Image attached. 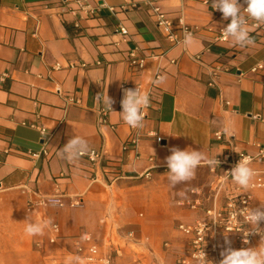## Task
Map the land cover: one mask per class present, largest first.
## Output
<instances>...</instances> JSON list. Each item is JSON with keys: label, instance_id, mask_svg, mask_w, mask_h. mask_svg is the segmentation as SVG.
<instances>
[{"label": "crops", "instance_id": "obj_1", "mask_svg": "<svg viewBox=\"0 0 264 264\" xmlns=\"http://www.w3.org/2000/svg\"><path fill=\"white\" fill-rule=\"evenodd\" d=\"M81 1L98 7L96 14L81 11ZM238 2L243 13L247 4ZM156 6L175 24L199 29L191 51L167 39ZM229 23L202 0H0V264H66L86 233L113 264H178L189 246L178 224L204 214L180 203L223 205L227 192L214 199L220 168L204 162L193 179L172 187L170 149L214 158L230 142L250 153L264 143V30L247 26L254 44L240 48L215 40ZM132 50L146 57L144 69L130 66ZM157 71L166 76L159 86L151 83ZM137 87L151 99L142 129L120 115L124 90ZM106 94L114 103L102 124L105 105L96 96ZM226 125L233 134L220 141L215 135ZM73 136L103 159H62L59 150ZM43 148L48 154L28 153ZM253 193L261 207L264 190ZM48 197L64 205L29 207ZM74 200L81 205L71 206ZM48 218L60 227L55 243L53 225L42 236L25 233L27 223Z\"/></svg>", "mask_w": 264, "mask_h": 264}, {"label": "built area", "instance_id": "obj_2", "mask_svg": "<svg viewBox=\"0 0 264 264\" xmlns=\"http://www.w3.org/2000/svg\"><path fill=\"white\" fill-rule=\"evenodd\" d=\"M202 2L212 7L213 0H202ZM79 5L80 10L87 15H95L98 10V7H94L83 1L79 2ZM246 7L247 5L244 8ZM110 9L115 10V7H110ZM212 10L216 14L223 16L221 11L213 8ZM154 11L158 26L164 29L167 39L171 43H182L185 32H190L193 36L197 35L199 31L197 27H192L184 22L175 24L168 14L161 11L157 6L154 7ZM242 14L245 15V18L247 19V26L264 30V24L258 25L256 21L248 18L246 13ZM226 26L227 25H224L219 28L215 37L216 41H227L222 36V30ZM120 31L124 34L127 33V29L124 26L120 27ZM152 57L157 58L158 56L155 55ZM196 58H200V56H197ZM128 62L132 68L140 71L145 68L146 57L139 56L135 50H132L129 53ZM57 67H59V65ZM260 67H262V65H260ZM254 70H256V68ZM213 74L217 75L218 71L215 70ZM159 75H161V72L157 71L154 78ZM6 76L7 74L1 75L3 78ZM148 108L144 109L145 118L147 117L146 110ZM99 111L102 115V124L108 123V114L110 111L107 110L105 106L101 107ZM40 131L42 134L47 133L44 128H41ZM152 134L156 136L158 143H162L163 138L160 135L156 133ZM215 136L220 141L224 140L223 134L218 136L216 133ZM139 139L140 135L138 133H132L130 142L137 144ZM229 144L230 148L217 157L220 161L219 167H213L215 172L217 171V168H220V173H217L216 194L214 195V199H217L219 192L224 190L227 192L225 203L223 205H218L216 202L212 206L206 207L201 198L189 200L186 203H180L189 205L193 209L201 208L204 214L202 217L197 218L191 223L181 222L178 224V229L189 238V246L186 253L179 257L177 261L178 264H219L222 259L220 253L225 247H227L225 243L226 238L230 241L231 247L236 250L264 247V242H261L262 234H264V222H261L259 225L262 229V234H249L246 238L247 243L244 242L247 232L252 228L245 219L248 215L247 209H254L255 196L253 192L256 190H264V171L255 170L257 175L253 178L252 186L248 189H243L236 185L228 174L243 156H250L252 158L251 165L259 164L264 166V143L257 145L258 150L256 153L238 150L231 142ZM28 153L32 157H39L41 154H48V151L46 148H43L40 152L29 151ZM103 156L102 151L92 149L89 154L84 155L83 158L91 163H98L103 159ZM142 175L149 177L151 172L146 171ZM193 193H198V191L193 190ZM61 203L64 205L62 201ZM46 204H49L48 198L38 201H30L29 207L34 208L35 206ZM80 205L81 202L78 200L71 202V206ZM52 229L54 235L50 238V242L55 243L58 239V234L60 233V227L55 224L52 226ZM165 245L168 246L169 243H165ZM203 251L206 254V259L202 258L200 255ZM69 254L73 257L79 256L82 264H113L111 255L99 253V246L94 242L92 235L89 233L75 239L73 250L70 251Z\"/></svg>", "mask_w": 264, "mask_h": 264}, {"label": "clouds", "instance_id": "obj_3", "mask_svg": "<svg viewBox=\"0 0 264 264\" xmlns=\"http://www.w3.org/2000/svg\"><path fill=\"white\" fill-rule=\"evenodd\" d=\"M247 7L243 9V13L247 17L256 21L257 24H264V0H245ZM212 8L222 12L223 18L230 23L222 30V36L225 40H230L233 46L245 48L254 44V39L250 35V30L247 27V19L242 14L241 5L238 0H213ZM181 23L183 21L181 20ZM184 49L191 51L196 44V40L190 32H185L182 41ZM166 80V76L159 75L151 80L153 85L159 86ZM97 101H102L105 108L112 111V104L114 101L106 95H97ZM151 104L150 94L147 91L142 92L138 87L136 89H125L124 96L121 101L122 112H120L123 121L133 129H142L144 127V109ZM232 135L233 130L226 125L222 133L217 135ZM171 155L165 158V162L169 171L167 172V180L172 187L178 184L190 181L195 176V170L202 162L211 167H219L220 161L217 157L209 158L201 151L180 150L179 148L170 149ZM90 147L88 142L80 137L73 136L67 141L63 148L59 150V155L62 159L72 164L79 160L84 155L89 154ZM252 158L250 156H243L241 160L228 173L233 182L243 189H248L252 186L253 178L257 175L256 171L250 166ZM179 196L184 197L185 192L178 193ZM49 203L53 206H63L61 201L56 197H48ZM248 215L245 217L247 223L252 228L245 236V243H247V236L249 234H262V229L259 227L261 222H264V204L261 207L254 209H247ZM53 225L51 218L43 219L36 223H27L24 231L28 236H42L45 230ZM261 242H264V234H262ZM227 247L221 251L222 259L219 264H264V247L247 248V249H233L230 241L225 239ZM201 257L206 259V254L203 251ZM66 264H81L79 256L68 257Z\"/></svg>", "mask_w": 264, "mask_h": 264}]
</instances>
